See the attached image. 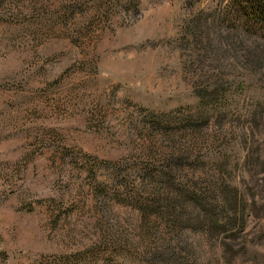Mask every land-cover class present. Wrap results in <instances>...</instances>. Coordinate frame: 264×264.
Here are the masks:
<instances>
[{
	"label": "rangeland",
	"instance_id": "1",
	"mask_svg": "<svg viewBox=\"0 0 264 264\" xmlns=\"http://www.w3.org/2000/svg\"><path fill=\"white\" fill-rule=\"evenodd\" d=\"M215 3L0 0V264H175L152 255L184 246L172 216L141 206L154 187L144 175L173 155L192 156L172 167L182 177L227 156L234 184L264 199L244 169L247 147L264 149V69L236 67L213 29L190 24ZM216 82L228 88L223 133L214 120L201 133L150 128L199 112L195 89ZM259 215L234 257L189 234L198 264H264Z\"/></svg>",
	"mask_w": 264,
	"mask_h": 264
},
{
	"label": "trees",
	"instance_id": "2",
	"mask_svg": "<svg viewBox=\"0 0 264 264\" xmlns=\"http://www.w3.org/2000/svg\"><path fill=\"white\" fill-rule=\"evenodd\" d=\"M190 24L196 26L198 32L201 31V24L213 29L217 34L215 38L218 41L221 39V43L225 44L223 54L229 55L233 49L236 54L234 61L236 67L240 64L250 71L253 66L256 67L255 65L260 63L264 69V0H217V4L196 11L190 19ZM260 40H263V48L257 45ZM229 58L231 59L227 56L224 59ZM225 87L226 85L218 82L213 85L197 86L194 94L199 100V112L179 121H172L170 115L166 114L154 116L150 121V128L165 135L174 134L176 130H180L174 123L179 122L185 132L201 133L204 130L203 126L214 120L215 127L218 128L215 130L223 133V128H228L224 125L231 115L226 103L228 88ZM255 120H257L255 117L251 119ZM247 150L244 169L251 174L254 185L264 189V176L259 177L260 174H264V166L259 170L256 167L264 157V149L255 151L250 145ZM189 155L190 153L173 155L170 164L166 162L164 165L166 169L160 171L158 175L153 176V173L149 172L143 177V181L148 180L154 187L150 190L149 197L142 199L141 206L144 210L152 211L148 215L155 212L158 207H164L166 209L164 213L173 218L174 228L171 232L176 233L179 242L184 245L180 247L179 252H173L170 248L153 252L156 262L165 259L175 264H187L185 259L188 258V264H198L201 258L198 253L199 244L192 241L186 243L189 234L193 233L219 240L225 254L231 253V257H234L233 242H236L238 237H241V241L246 237L245 231L251 217L260 216L259 212L264 214V199L258 197L256 193L249 196L247 186H236L228 177L232 175L229 170L232 171L233 166L227 156L219 155L218 163L207 168L205 165L200 169L189 168L194 171L195 177L188 174L178 176L172 167H189L187 161L192 158ZM262 163L264 164V161ZM140 193H144V189L140 190ZM177 210L179 211L175 212ZM183 235L188 237L183 238ZM245 249L244 245L238 253Z\"/></svg>",
	"mask_w": 264,
	"mask_h": 264
}]
</instances>
